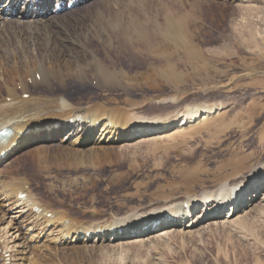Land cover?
<instances>
[{
    "label": "rangeland",
    "instance_id": "obj_1",
    "mask_svg": "<svg viewBox=\"0 0 264 264\" xmlns=\"http://www.w3.org/2000/svg\"><path fill=\"white\" fill-rule=\"evenodd\" d=\"M5 2L0 0V7ZM136 2L137 22L159 23V29L164 27V10H170L175 23L169 33L131 31L126 25L108 24L105 16L99 15L108 10L94 1L57 17L45 14L43 20L54 18L57 22L55 25L49 21L55 27L54 39L57 40L59 31L64 32L69 47L65 51L68 61L58 64L63 69L64 82H54L52 88L60 90L67 101L80 105L95 100L106 107L122 105L137 119L163 122L181 112L180 118L196 107H212L218 114L183 127L181 133L149 140L147 136L135 137L140 140L130 146L119 147L115 143L116 151L110 158L92 164L79 163L77 170L63 164L62 170L39 166L36 171L32 161L25 154L21 156L20 149L13 174L29 179L30 190L41 204L55 208V212L65 210L81 221L114 218L133 208L163 207L165 200L175 197L204 196L224 183H238L264 158V0ZM20 12L21 5L16 6L11 20L21 19ZM4 17L0 15L1 19ZM18 19L23 25L20 27L14 21L12 33L11 29L10 33L5 30L9 24L1 20L0 71L5 42L15 41L12 34L19 30L29 32L25 22L33 21L30 17ZM35 26L41 30L42 26ZM30 37L28 33L24 40ZM32 49H27L30 58L34 56ZM50 74L47 72L48 76H57L56 68ZM96 74L98 78H94ZM28 78L31 76L26 78L31 86ZM43 84L39 83L38 88L47 90ZM43 120L52 118L48 115ZM11 179L14 183V177ZM263 186L264 176L258 195ZM173 232L152 243H136L123 250L132 264H264V206L238 221L210 224L191 234ZM47 234L41 235L34 254L30 251L32 244L27 245L32 234L24 239L16 237L15 249L23 251L12 262L35 264V256L49 252L54 244ZM95 254L91 261H57L125 264V259ZM54 259L51 261L55 262Z\"/></svg>",
    "mask_w": 264,
    "mask_h": 264
},
{
    "label": "bare ground",
    "instance_id": "obj_2",
    "mask_svg": "<svg viewBox=\"0 0 264 264\" xmlns=\"http://www.w3.org/2000/svg\"><path fill=\"white\" fill-rule=\"evenodd\" d=\"M39 1H42V3ZM62 1L55 0V3ZM74 1L81 2L83 0ZM93 1L98 5L102 4L104 11L108 10V13H105L99 9V15L105 16L108 24H116L118 27L126 25L131 31L144 29L148 33L154 31L167 35L175 23L173 14L167 8L163 12L164 27L159 29V23L152 21L149 23H146V21L144 23L137 22L139 21V13L137 14L138 11L135 12L134 9L136 3H138L137 0ZM48 2L49 0H37L36 3L33 0H6L3 7H0V15L7 18L5 25L9 24L5 27V30L7 29V32H9L8 29H11L12 33L14 21L18 25L20 24V27L23 25L15 18L11 20L16 6L21 5L20 14H24L23 18H28L32 14V5L39 7V9H46ZM43 18L42 15H40V18L39 16L36 17L37 22L42 26L41 30L40 27L35 26L34 20L25 22L30 27L27 26L29 32L19 30L17 33L15 32L16 34H12L15 41L9 40L10 42L4 44V62L2 60L0 71V99L2 98L0 100V129L6 128L8 134L0 141V151H8V153L4 158L3 165L5 166L0 168V243H2L0 264H17L12 261L23 250L15 249L18 245L15 242L16 237L17 239H24L25 236L32 234L31 237L29 236V244L27 245L31 247L32 244L31 249H29L34 254L36 249L39 248L36 243L40 240L41 235L46 234L47 231H49L48 238L54 244L48 249L49 252L38 253V258L35 256L33 262L37 263L38 259L37 264H61L58 263L57 259L65 262L74 259L90 260L95 252L100 253V256L103 257L115 256L120 261L125 259V264H132L128 259V254H125L123 250L126 247L136 245V243H152L151 241L157 240L159 237L160 239L166 237L173 231L181 232V234H191L210 224L238 221L245 215L247 216L248 213L264 206V188L258 195L261 178L264 176V158L254 165L247 174L241 176L242 178L236 181L238 183H224L204 196L187 199L186 197H175L171 200H165L163 207L133 208L114 218L112 216L111 218L109 216H99L102 219L81 221L82 219L79 220L78 217L69 216L65 210L55 212V208L51 209L49 206L37 201L28 186L29 179L27 177L22 178V176L17 177L13 174V170L17 167L15 163H18L17 159L20 154L17 155V153L20 149L23 151L21 156L25 154V157L32 161L36 171H38L39 166H41V169L56 166L62 170L63 164H68V168L73 166V169L77 170L79 163L92 164L100 161V159L110 158L111 154L116 151L115 143H119L118 146L123 147L130 146L140 140L128 138L129 133L138 127L142 128L140 130L142 132L158 131L156 134L148 135L146 139L149 140L154 137L170 136V133H181L183 127L186 129V126L190 124L192 126V123L209 118L211 114L215 113L211 110V106V108L194 107V110L185 113V115L183 114L180 118L178 116L181 112L177 116L170 119L165 118L163 122H159L158 119H140L139 117L137 119L134 114L133 116L129 114L128 108L120 106L106 107L98 100L90 101L89 105L67 101L60 95V90H54L52 85L54 82H60V80L62 83L64 82L61 76L63 69H59L58 64L68 61L65 53L66 49L69 48L67 46L68 38L64 35V32L59 31L57 40L54 39L52 32L55 27L49 24V19L43 20ZM28 33L31 36L30 39L24 40V37H28ZM42 35L44 37H41ZM28 47L36 49L35 52L32 49L34 55L32 58L28 56ZM13 49L16 51L12 52ZM75 61L79 60L76 59ZM55 68L57 76H53L54 74L48 76L47 72L50 74ZM37 74L39 80L36 78ZM29 76L32 79L31 86L26 81ZM98 76L96 74L94 78H98ZM40 82L44 83L43 85H46L48 89H39L38 84ZM17 85L19 88H17ZM25 93L27 94L26 97L23 96ZM213 105L215 106V104ZM207 106L209 107V104ZM215 114H218V112ZM48 115L51 116L52 120H43V117ZM77 116H81L83 120L73 124L67 122V120ZM177 120H179L178 124L173 126ZM57 121L59 125L56 124ZM56 141V145L53 146L52 143ZM2 163L3 161L0 162V165ZM13 177L14 183L11 179ZM19 192H24L25 196L18 197ZM255 197L257 198L254 199ZM247 200L249 202L245 203ZM228 202L230 204L238 202V207L246 206L240 211L234 212L238 207L235 208L229 217L219 218V216H215L211 220L204 221L206 216L209 217V214L204 215V211H209L212 215H220L221 209ZM31 203L41 207V211L33 209ZM195 204H201V208L198 213L191 215L194 210L193 207L196 206ZM217 210L220 212L217 213ZM47 214L50 215L47 216ZM165 214H169L170 217L165 218ZM6 220L7 222L4 224ZM155 223H158V225H154ZM121 228L123 230L117 233L116 231ZM160 228L161 230H157ZM13 233L14 237L12 236ZM87 233H94V235L89 239ZM50 234L53 235L49 236ZM12 237L14 240H12ZM23 245L21 248L25 246ZM53 258H55V262L51 261ZM152 263L154 262L152 261Z\"/></svg>",
    "mask_w": 264,
    "mask_h": 264
}]
</instances>
